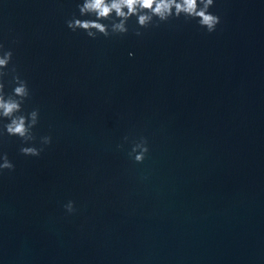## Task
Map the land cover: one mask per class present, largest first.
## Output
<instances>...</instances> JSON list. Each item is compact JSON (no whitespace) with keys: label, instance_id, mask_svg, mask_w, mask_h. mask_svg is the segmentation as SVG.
<instances>
[{"label":"water","instance_id":"water-1","mask_svg":"<svg viewBox=\"0 0 264 264\" xmlns=\"http://www.w3.org/2000/svg\"><path fill=\"white\" fill-rule=\"evenodd\" d=\"M79 2L0 0L33 143L52 137L0 138V264H264V0H214L211 33L132 17L96 39L66 25Z\"/></svg>","mask_w":264,"mask_h":264},{"label":"clouds","instance_id":"clouds-1","mask_svg":"<svg viewBox=\"0 0 264 264\" xmlns=\"http://www.w3.org/2000/svg\"><path fill=\"white\" fill-rule=\"evenodd\" d=\"M213 4L214 0H81L77 3L79 16L73 14L66 20V25L73 32L83 30L88 37L96 39L101 35L110 37L128 33V21L135 17V33L139 36L142 35L141 28L158 27L162 22L183 16L185 20H196L199 26L211 33L220 23V16L209 11ZM131 55L133 53L130 52L129 56ZM12 58V50L5 49L4 43L0 42V138L5 133L8 136H17L22 141V154L39 156L44 147L52 143V137H40L39 147L33 143L37 139L33 129L39 120V109L33 108L25 113L24 104L30 98L31 90L15 65L8 68ZM9 76L10 79L6 80ZM6 84L13 85L10 92L5 91ZM124 139L128 140V137L125 136ZM148 152V140L141 136L132 142L128 155L135 162L142 163ZM14 167L7 153H0V173ZM64 208L69 213L75 212V201L69 200Z\"/></svg>","mask_w":264,"mask_h":264}]
</instances>
